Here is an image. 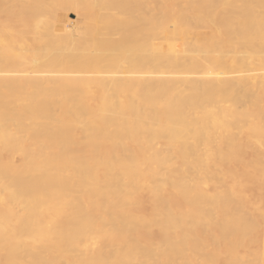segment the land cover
<instances>
[{
	"label": "bare ground",
	"instance_id": "6f19581e",
	"mask_svg": "<svg viewBox=\"0 0 264 264\" xmlns=\"http://www.w3.org/2000/svg\"><path fill=\"white\" fill-rule=\"evenodd\" d=\"M0 264H264V0H0Z\"/></svg>",
	"mask_w": 264,
	"mask_h": 264
},
{
	"label": "rangeland",
	"instance_id": "374dc122",
	"mask_svg": "<svg viewBox=\"0 0 264 264\" xmlns=\"http://www.w3.org/2000/svg\"><path fill=\"white\" fill-rule=\"evenodd\" d=\"M73 12V13H72ZM70 14H69V17H70V20H71V17L72 18H76V12H74V11H72ZM75 16V17H74ZM67 21V22H65V23H61V22H59V28H60V30H59V32H61V31H64L67 27H69V28H67V30L68 29H70L71 31H73L72 30V27H74V23L73 22H71V21ZM69 23V24H68ZM68 24V25H67ZM65 26V27H64ZM74 29H75V27H74ZM69 31V30H68Z\"/></svg>",
	"mask_w": 264,
	"mask_h": 264
}]
</instances>
